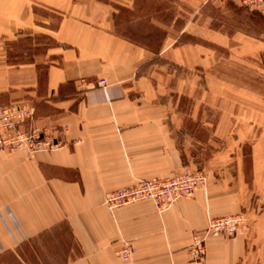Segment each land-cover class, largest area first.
<instances>
[{
    "label": "crops",
    "instance_id": "obj_1",
    "mask_svg": "<svg viewBox=\"0 0 264 264\" xmlns=\"http://www.w3.org/2000/svg\"><path fill=\"white\" fill-rule=\"evenodd\" d=\"M213 7L224 9L221 0H0V105L33 106L34 125L61 144L0 150V264H264V114L245 160L243 117L209 123L192 96V71L212 67L220 48L264 56V32L262 41L225 33L205 10ZM28 39L32 49L15 54ZM172 68L188 81L171 79ZM83 78L107 86L85 89ZM203 125L212 127L205 141ZM214 142L221 148L198 156ZM190 168L205 173V186L162 213L150 201L104 204L109 192ZM239 212L247 228L207 237L194 262L193 234ZM127 244L134 251L123 259Z\"/></svg>",
    "mask_w": 264,
    "mask_h": 264
},
{
    "label": "rangeland",
    "instance_id": "obj_2",
    "mask_svg": "<svg viewBox=\"0 0 264 264\" xmlns=\"http://www.w3.org/2000/svg\"><path fill=\"white\" fill-rule=\"evenodd\" d=\"M221 1L224 6L223 10L214 7L212 9H205L210 12V15H212L213 27L219 28L225 33L239 32L251 40L262 41L260 33L264 32V24L259 17L264 18V15L256 10L247 8L238 0ZM181 14L183 17H186L183 7ZM181 21L184 22V20ZM260 22L262 24H260ZM35 39L38 42L45 44L43 48L50 44L53 45V43L46 40L45 37L37 36ZM32 44L33 41L30 39L14 43V53L18 54V52L20 53L22 50H30L33 47ZM202 44L210 45V43L206 42H202ZM218 52L220 55L217 58V61H215L213 66L209 67L208 70L198 68L197 72L192 71L193 74L197 75L198 79V88L194 93L192 92V96L194 95L199 98V111L203 110L212 116L209 123L215 124L216 119L218 118L217 115L221 113H225L227 117L232 114L243 117L241 122L247 129L245 134L248 133V135L246 136L247 140L241 146V150L244 159L247 160L249 159L250 153L249 138H252L254 134L253 123L255 118H257L256 116H258V124H260L259 122L262 121L259 120L260 117L257 114H264V56L261 53L248 55L231 52V54H229L225 48L218 49ZM26 58H28L27 55L22 56L21 59L24 60ZM172 70H174L175 73H171L174 75L173 77H170L171 79H177V77H179L184 81H188L190 77L189 72H186L181 68H176V70L172 68ZM182 91V93H184V90ZM183 96L185 95L183 94ZM211 128V126L205 125L199 127V139L205 141L207 138L205 136V130ZM230 141L229 137H225V149L227 143L230 144ZM216 146H218L219 149L221 148L220 144L214 142L213 145H207L204 150L199 151L198 156H209L211 154L210 149H217L218 147ZM189 170L199 169L190 168ZM244 215L246 218V229L248 218L245 213Z\"/></svg>",
    "mask_w": 264,
    "mask_h": 264
},
{
    "label": "built area",
    "instance_id": "obj_3",
    "mask_svg": "<svg viewBox=\"0 0 264 264\" xmlns=\"http://www.w3.org/2000/svg\"><path fill=\"white\" fill-rule=\"evenodd\" d=\"M249 9L264 15V0H238ZM83 88H105L102 78L80 79ZM34 108L25 103L0 105V150L8 153L26 151L32 155L38 152H50L61 144L56 142L45 129L36 127ZM206 184V175L201 170L186 169L182 174L165 180H139L136 184L106 194L104 204L109 209L140 201H150L157 212L166 211L177 199L190 197ZM246 218L244 213L211 218L206 228L195 232L192 237V258L200 262L205 256L207 237H233L244 231ZM131 245H125L118 251L119 257L128 259L133 254Z\"/></svg>",
    "mask_w": 264,
    "mask_h": 264
},
{
    "label": "trees",
    "instance_id": "obj_4",
    "mask_svg": "<svg viewBox=\"0 0 264 264\" xmlns=\"http://www.w3.org/2000/svg\"><path fill=\"white\" fill-rule=\"evenodd\" d=\"M259 18L261 19V22L264 24V18H262V17H259ZM261 22H260V24H262ZM41 50L42 49H40V48H34L35 53H39Z\"/></svg>",
    "mask_w": 264,
    "mask_h": 264
}]
</instances>
